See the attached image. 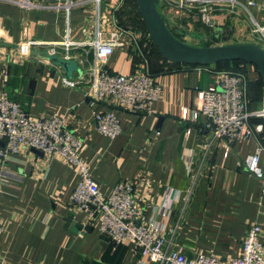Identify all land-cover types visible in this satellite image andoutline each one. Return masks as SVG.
Listing matches in <instances>:
<instances>
[{
    "label": "crops",
    "instance_id": "0c3cea01",
    "mask_svg": "<svg viewBox=\"0 0 264 264\" xmlns=\"http://www.w3.org/2000/svg\"><path fill=\"white\" fill-rule=\"evenodd\" d=\"M19 1L0 0V92L32 118H64L67 127L82 140L81 157L101 193L108 194L123 181L133 184L140 221L164 228L169 248L180 250L188 259L198 253L222 262L235 259L246 228L253 223L261 227L264 241V193L261 182L245 166L258 145L264 149V120H252L255 137L239 140L229 150L222 142L211 143L209 133L201 132L203 119L200 124L183 122L181 109L197 110L198 92L213 85L216 75L201 66L169 70L162 61L155 64L157 71H151L147 59L151 41L131 39L144 32L131 28L125 17H120L125 0H102L98 11L91 0H80L67 16L50 8L53 0H27L32 5L27 8L18 5ZM250 13L258 22L263 21L264 1ZM171 14L181 27L179 34L197 38L196 44L182 39L190 46H200L216 36L192 35L195 24L204 26L185 14ZM215 16L222 32H240L236 20ZM97 32L102 38L110 33L118 36L119 45L103 64L105 69L123 76L148 73L159 86L160 97L151 104L149 114L119 111L109 101L89 107L88 70L94 56L88 44ZM65 39L78 45L66 61L76 62L81 76L75 73L69 78L48 60L38 56L31 59L32 50L48 54L51 46L32 47L27 56L20 50L28 42L57 45ZM54 50L55 56L64 60V50ZM209 69L215 71L212 66ZM244 74L247 84L256 79L251 66L245 67ZM63 78L83 81L68 88ZM247 102L250 111L260 109L261 102ZM108 110L115 111L121 125V134L113 140L92 134L94 113ZM260 168L264 170L262 159ZM78 182L77 172L59 159L46 162L30 149L5 156L0 162V218L4 225L0 262L154 264L132 245H115L88 223L85 212L71 207ZM69 217L72 221L65 228ZM76 224L91 230H78Z\"/></svg>",
    "mask_w": 264,
    "mask_h": 264
},
{
    "label": "built area",
    "instance_id": "2783aa9c",
    "mask_svg": "<svg viewBox=\"0 0 264 264\" xmlns=\"http://www.w3.org/2000/svg\"><path fill=\"white\" fill-rule=\"evenodd\" d=\"M101 1L91 0L97 11ZM259 1L261 0H155L167 28L174 33H178L181 27L176 23L172 11L178 17L185 14L193 23L198 22L217 34L222 31V27L215 14L237 15L236 10L241 9L249 16L252 26L250 36L258 41V44H252L260 47L264 46V19L258 22L250 13V9L256 7ZM53 2L50 8L61 10L66 16L71 9L81 4L80 0ZM18 5L23 8L32 6L27 0H20ZM163 8L169 11L163 12ZM134 36L132 35L131 39L139 42L150 40L147 33ZM88 45L93 49L94 56V63L88 70L91 77L86 94L89 107L94 108L99 103L109 101L114 103L113 107L119 111L137 115L149 114L151 104L160 97V88L153 78L148 73L123 76L103 67L119 45L117 34L110 33L102 38L97 32L95 40ZM45 46L52 47L48 52L50 56L56 54L54 47L62 48L65 52L64 60L68 61L72 58L69 52L78 45L68 39L57 45L28 42L21 46L20 50L27 56L30 48ZM84 63L80 61L81 65ZM209 67L201 66L202 70L216 75L213 85L198 92L197 110L181 109V120L200 124L199 121L203 119L201 132L209 133L211 143L222 142L226 150H229L235 142L255 137L257 131L251 125V121L264 120V96L260 109L250 111L246 98L245 74L215 72ZM82 81L83 79L79 81L62 79L63 85L68 88H75ZM92 134L110 140L118 137L121 134V125L115 111L94 113ZM0 142L3 144L0 147V162L7 154L34 149L42 154L46 162L50 159H59L75 170L79 182L71 195V207L85 212L88 223L96 226L100 234L109 237L115 245H132L133 250L140 251L143 258L154 264H264L263 232L256 223L247 226L238 256L228 262L202 253L188 259L180 250L169 248L164 228L140 221L133 184L123 181L116 184L108 194L101 193L81 157L82 140L67 127L64 118L58 116L49 119L32 118L18 103L10 101L4 92H0ZM261 159L264 161V149L258 145L246 159L245 166L247 172L261 182L264 193V170L260 168ZM3 231L4 225L0 218V234Z\"/></svg>",
    "mask_w": 264,
    "mask_h": 264
},
{
    "label": "water",
    "instance_id": "95a60500",
    "mask_svg": "<svg viewBox=\"0 0 264 264\" xmlns=\"http://www.w3.org/2000/svg\"><path fill=\"white\" fill-rule=\"evenodd\" d=\"M139 16L144 24L147 35L160 56L170 63L211 66L225 62H242L256 68L264 86V49L251 43H238L219 46H190L177 39L167 28L161 14L159 13L155 0H136ZM38 56L41 59L48 60L57 67L68 71L69 62L50 56L42 52L31 51V59ZM3 144L0 142V147ZM35 154H42L31 149ZM72 218L65 220V228L69 226ZM78 230L90 231V226L76 224Z\"/></svg>",
    "mask_w": 264,
    "mask_h": 264
},
{
    "label": "trees",
    "instance_id": "16d2710c",
    "mask_svg": "<svg viewBox=\"0 0 264 264\" xmlns=\"http://www.w3.org/2000/svg\"><path fill=\"white\" fill-rule=\"evenodd\" d=\"M124 12L120 13V17L124 16L126 21L128 23H130V27L133 29H136L138 31H142L144 33L146 32V29L144 27V24L139 16L138 13V9H137V3L136 0H125V6H124ZM120 24H122L124 26L125 22H122V20L120 19ZM205 28V27H204ZM170 32L179 40L182 41V35L179 33H174L172 30H170ZM206 32H209V30L206 29ZM183 42V41H182ZM219 39L216 38V36H213L211 38V42H207V43H202L200 46H206V47H211V46H215L216 44H218ZM152 44V49H151V53L150 55L147 56L148 59V63L150 64V68L151 71H157V69L155 68V64L158 61H162L165 64H167L169 66V70H175V69H179L181 67H185V66H190V67H195L196 65H184V64H175V63H170L167 62L166 60H164L160 54L158 53L157 49L155 48V46ZM212 67H214L215 71L217 72H231V73H245V67L246 66H251V65H247L245 63L242 62H225V63H220V64H216V65H211ZM254 71H255V76L256 79L248 82L247 84V99L250 100L251 104H260L261 100H262V96H263V92H264V86L262 84V80L256 70L255 67L251 66ZM155 69V70H154ZM255 121V119H254ZM263 129H264V122H263Z\"/></svg>",
    "mask_w": 264,
    "mask_h": 264
},
{
    "label": "rangeland",
    "instance_id": "374dc122",
    "mask_svg": "<svg viewBox=\"0 0 264 264\" xmlns=\"http://www.w3.org/2000/svg\"><path fill=\"white\" fill-rule=\"evenodd\" d=\"M243 1V0H240ZM264 1V0H261ZM236 14L237 15H228L227 13H217L218 16L220 17H230V19H232L233 21L238 23V29L240 30L239 33H237L236 30H232V33L230 34H226L224 32H217V34L214 31H210V32H206V29L203 27H200L199 25L195 24L192 27V35L193 34H204L206 37H209V35L211 36L212 34L216 35V38L219 39L218 45H228V44H236V43H256L258 44V41L256 40V38L251 37V22L249 20V16L246 12H244L241 9H237L236 10ZM230 23V22H229ZM231 24V23H230ZM229 24V25H230ZM233 25V24H232ZM234 29V28H233ZM194 37H183L182 39L190 44H196V40L197 38H195L194 40H192ZM211 42V40H210ZM199 44V42H197ZM260 47L264 48L263 45H260ZM77 73L79 74V76H81L82 71L79 68V66L77 65L76 62L71 61L69 62V66H68V71L65 72V75L68 76L69 78H72L74 76V74Z\"/></svg>",
    "mask_w": 264,
    "mask_h": 264
}]
</instances>
